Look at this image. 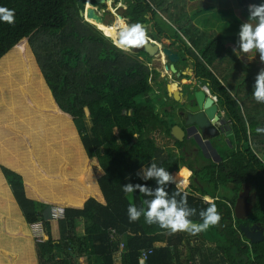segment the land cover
<instances>
[{
	"label": "trees",
	"instance_id": "obj_1",
	"mask_svg": "<svg viewBox=\"0 0 264 264\" xmlns=\"http://www.w3.org/2000/svg\"><path fill=\"white\" fill-rule=\"evenodd\" d=\"M211 1L213 12L220 4L218 14L226 5L213 17L224 26L255 2ZM206 2L191 3L189 14L177 8L170 18L166 0H128L122 15L127 24L151 22L153 39H175L228 120L226 150L198 169V180H188L182 154L162 155L153 137H172L176 122L167 108L154 107L166 94L150 84L160 73L148 66L146 53L121 50L96 22L86 21L80 14L85 0H0V8L14 12L12 23L0 19V264H76L80 257L116 264L117 254L119 264H140L148 250L145 264H264V239L251 243L240 227L264 230V133L256 131L264 128V104L252 96L261 67L248 72L241 64L229 45L239 37L233 40L230 28L218 34L193 25ZM229 7L235 12L227 16ZM160 12L175 24L171 33L159 24L166 21ZM153 160L170 173L180 171L179 191H187L188 203L175 199L191 219L215 203L219 224L192 235L169 234L143 217L130 222L122 186L154 190L155 180L142 179ZM165 190L169 198L177 191L171 184ZM151 199L137 192L132 202L141 209ZM51 206L62 207L64 217L46 220ZM36 222H43V242L31 233Z\"/></svg>",
	"mask_w": 264,
	"mask_h": 264
},
{
	"label": "clouds",
	"instance_id": "obj_2",
	"mask_svg": "<svg viewBox=\"0 0 264 264\" xmlns=\"http://www.w3.org/2000/svg\"><path fill=\"white\" fill-rule=\"evenodd\" d=\"M248 20L243 22L238 33V49L234 52L249 54L253 51L259 54L261 63H264V3H252L248 6ZM0 19L12 23L14 21V12L5 8H0ZM255 22V23H253ZM147 24V23H146ZM152 25V23H151ZM118 32L116 39L113 41L118 48L125 52H131L133 48H139L145 45L150 37L144 25L140 23L127 24L120 26V20L115 22ZM149 27V26H147ZM203 86L201 85L200 88ZM159 93V91H158ZM252 96L257 103L264 104V68H261L256 76ZM257 133H264V128H257ZM180 174L170 173L153 160L147 167H143L142 179L155 180L157 187L153 190L148 185L131 183L123 185L122 190L128 198L129 205L127 208L130 222H137L141 217L144 218L148 225H158L159 228L167 230L169 234L178 232H189L192 235L199 234L211 227L217 226L221 221V215L215 203H210L206 209L199 213V220L190 218V213L184 207L178 206L175 196H181V203H188L187 191L181 193L179 189L183 185L178 182L177 176ZM140 175V173H137ZM130 179V177H129ZM175 185L177 191L169 198L165 190L167 185ZM141 193L143 196L152 197L151 200H144L146 205L138 209L132 202L134 193ZM208 198L205 197V200Z\"/></svg>",
	"mask_w": 264,
	"mask_h": 264
},
{
	"label": "water",
	"instance_id": "obj_3",
	"mask_svg": "<svg viewBox=\"0 0 264 264\" xmlns=\"http://www.w3.org/2000/svg\"><path fill=\"white\" fill-rule=\"evenodd\" d=\"M94 2L103 5L107 3V0H94ZM89 6L93 8V11L95 10L92 3ZM80 14L83 16L82 10ZM142 25L152 28L151 24L143 23ZM110 38L113 40L111 36ZM166 41L169 43L168 45L150 38L145 45L133 48L131 52L143 51L154 63L158 62V59L164 55L168 64L167 67L172 72V77L180 78V81L173 80L171 82L168 79L169 82L166 84V91L164 92L166 94L164 100L171 99L174 102L169 105L170 112L171 114L174 113L173 119L176 122L171 127L170 135L175 140L182 142L186 137L189 140V133L192 131V140L198 144L200 149L199 141L207 140L211 144L210 140L215 139L218 143L225 142L223 135L226 133L228 124L225 115L221 114L222 108L205 94L204 87H199L193 67H189L187 71L179 67V64L187 61L180 56L177 50L171 47L170 38H165ZM164 78L167 79V77ZM184 86H187L185 92L182 90ZM175 103L179 106H174ZM240 227L244 236L251 243H257L264 239V230L259 225H241Z\"/></svg>",
	"mask_w": 264,
	"mask_h": 264
},
{
	"label": "rangeland",
	"instance_id": "obj_4",
	"mask_svg": "<svg viewBox=\"0 0 264 264\" xmlns=\"http://www.w3.org/2000/svg\"><path fill=\"white\" fill-rule=\"evenodd\" d=\"M127 1L126 0H116L115 3H114V5H112L109 2H107L108 5H109V7L104 10L105 11L104 13H100V12H96L95 10L93 11V8L90 7V6H88L91 3V0H85L83 17H84V19L86 21H89V22L95 21V22H97V24L99 25V27H101V28H99L98 25H96L98 27V29H100V30L102 29L101 31L104 33V35H106L105 32H104V28L102 27V25L115 24V22L117 21V19L119 18V16L122 17L123 12L126 9ZM167 2L170 5V7H175L177 5V0H168ZM231 2H232L231 0H227V3H231ZM225 3H226V1H225ZM254 3L261 4V3H264V0H255ZM187 4H189V0H186V5ZM209 4L212 5V1L211 0H209ZM165 5H167V3ZM224 6H225V8L224 9H221L222 12H224V11L227 10L226 9V5H224ZM180 7L181 8H184V10H185V7H184V5L181 2H179V4H178V8H180ZM189 7H191L190 4H189ZM229 9H230V12L226 14L227 16L230 15L231 13L235 12V9L233 7H229ZM240 10H238V11L235 12V15L236 16H235L234 19L231 18L230 16L225 19V22L226 23L227 22L229 23L228 26H224L225 24H220L219 21L216 22L215 19L212 18V17H210L208 19V21L206 22V24L204 26L202 24V21L204 19L194 18L193 19V23H195L196 25H198V26H200L202 28H206L207 31H211L210 29L215 26V28L213 30H216V32L218 34H223V31L228 32L231 29H234V31H230L231 38L233 39V35H234V38L236 37V35H238L241 24L243 22L247 21V20H241L239 22V17L238 16H239ZM177 11H179V10H177ZM222 12L220 14H218V16H221L222 15ZM187 13L189 14V13H192V12L191 11L190 12L188 11ZM168 14H170V13H168ZM247 14L249 16V13L248 12H247ZM165 17L168 18L166 15H164L163 18L166 19ZM148 24H151V22H149ZM159 24H163L164 25V30L167 31V33H171V28L169 27V25H170L169 23H167L166 21H163V22H160L159 21ZM166 24L167 25L169 24V25L167 26ZM173 24H172V26H173ZM174 26H175V24H174ZM229 28H230V30H229ZM149 35H150V33H149ZM179 35L181 36L180 33H179ZM106 36L107 37H110L108 35H106ZM149 37L150 38H153L152 36H149ZM182 37L186 38V36L183 35V34H182ZM154 40L160 41V40H157V39H154ZM238 40L239 39H236L234 41L235 44L233 42L231 44H229L230 47L232 48L231 49L232 51H233L234 48H237V51H239V49H238ZM113 41H114V39H113ZM162 43L168 45V43H166L164 41V38H163ZM174 43H176V42H174ZM173 45L176 46L175 44H173ZM235 53H236L238 59H240L241 64H243V65L246 66V69H247L248 72L250 71V69H251L252 66H256V65H259L260 66L261 65V67L264 68V63H261L260 60H258L259 62H257L256 56L259 57V54L256 53L255 51H253V52H251L249 54H243V53H239V52H235ZM252 57H254V59L256 61H254V59ZM140 58L146 59V57L143 58V55ZM190 60H192V59L189 57V61ZM187 65H188L187 62L185 64L183 63V67H185ZM148 66L151 67V68H155L159 72V70L156 67V63H154L153 61H150L149 64H148ZM183 67L180 66L181 69H183ZM161 75L162 74L160 73V75L157 77L156 80L150 81V84H151L152 88L155 90V92L156 91H159V89L157 87L158 86L159 79L164 80V83L163 84L168 83L169 81L171 82V79L168 81V79L161 78ZM163 84L161 85V89L162 90H164L165 85H166V84L165 85H163ZM159 92H161V91H159ZM170 104H171V102H169V105ZM158 105H159V102L156 101L154 107H155V109H156L157 112H162L164 109H166V108H161ZM174 106H179V105L177 103H175ZM172 116H174V113H172ZM87 125L90 126L91 125V122L90 121H87ZM153 137L155 138V140L157 142V145L161 149L162 155H166L167 152H169V151H172V152L176 153L177 146L175 145L174 139H172L170 137H167L165 135H160L158 133H154L153 134ZM184 139H185L184 142H186L187 145L189 144V163H187L188 165L185 166L186 169H187V173L188 174H189V165L192 166L193 171H195V170L198 171V169H200L201 167L206 166V165H210L212 162L218 160V157H217L218 155L215 156L213 149L209 145L206 146L205 144L202 143V146L204 147V149H206L205 151H203V148L202 147H201V150L199 148H197L198 146H196V144H195V142L193 140H190V139L188 140L187 137L184 138ZM225 141H227V140H225ZM210 142H211V144L213 146H215L217 148L218 151H222L223 149L226 150L225 147H224V144L218 143L215 139L210 140ZM192 149H195V150L194 151H191ZM205 153L207 155L211 154V155H213V157L209 158V160H206L204 158V156H206ZM182 156H183V154H182ZM206 157H208V156H206ZM183 158H184V156H183ZM182 169L184 170V168H182ZM198 176H202L201 173H200V170L197 173L196 172H192L189 175V179L188 180H192V179L193 180H195V179L198 180V178H199ZM185 177H186V179L188 178L187 175H185ZM223 191H226V193H227V190L226 189H223ZM82 224H83V221L80 220L79 221V227H78L79 234H83V225ZM116 262H118V258H116ZM76 264H88V261H87L86 258H81L80 257V258H78Z\"/></svg>",
	"mask_w": 264,
	"mask_h": 264
},
{
	"label": "crops",
	"instance_id": "obj_5",
	"mask_svg": "<svg viewBox=\"0 0 264 264\" xmlns=\"http://www.w3.org/2000/svg\"><path fill=\"white\" fill-rule=\"evenodd\" d=\"M116 1V0H115ZM168 0H166V3H167V5H165V7L164 8H166L167 9V12L168 13H170V14H168L167 12H166V14H168L169 15V17L171 18L172 17V14H173V12H175V11H177L178 9V4H179V1H177V7L175 6V7H170V5L168 4V2H167ZM200 2V0H189V4H191V3H196V2ZM107 2H108V0H107ZM208 2H209V0H207V2L205 3V5L207 6L208 5ZM183 5H184V7H185V10L188 12L189 11V4H187L186 5V0H182V2H181ZM216 3V6L213 8V10L214 9H216L214 12L210 9V8H208V6H207V9H204V10H202L201 12L199 11L197 14H196V16L194 17V18H200V19H204L203 21H202V24H203V26L206 24V22L208 21V19L210 18V17H214V15H217L218 14V9H219V6H220V4L218 3V2H215ZM159 15H161L162 17H164V14L162 13V12H160L159 13ZM239 22L241 21V20H248V14L246 13V15L245 16H243L242 14H239ZM120 18H122L123 19V17H121L120 16ZM166 18V17H165ZM193 18V19H194ZM193 19L191 20L192 21V23H193ZM124 20V19H123ZM164 20H166V22L167 23H169L171 26H172V24L173 23H171L172 21L170 20V19H168V18H166V19H164ZM125 21V20H124ZM126 23V22H125ZM168 24V25H169ZM195 26H198V25H196L195 23H193ZM173 27H174V24H173ZM198 27H200V26H198ZM212 28H215V26L214 27H212ZM201 29H203L202 27H201ZM204 30H206V28H204ZM231 31H234V29H231ZM182 35V34H181ZM182 38H184V37H182ZM152 39V38H151ZM186 41H188V39H186V38H184ZM163 40H161V42H162ZM164 41H165V38H164ZM175 42V39H171V43H170V45H171V47L174 49V50H177L178 52H179V54H180V56L182 55V54H186L183 50H181V48L179 47V43H174ZM166 43H167V41H166ZM188 44H189V41L187 42ZM169 44V43H168ZM173 44H175L176 46H174ZM164 45H166V44H164ZM253 59H254V57H252ZM256 60H257V62H259L258 60H260V58L258 57V56H256ZM255 59H254V61H256ZM190 63H189V65H191L190 67H193L192 66V62L191 61H189ZM261 62V61H260ZM257 66H259V65H257ZM260 67H261V65H260ZM262 68V67H261ZM187 71V70H186ZM162 78V77H161ZM190 79H192V78H190ZM161 79H159V81H158V89H160L159 91H161V92H159V93H164L165 92V90H162L161 89ZM197 84L198 85H200L201 86V84H199V82L197 81ZM199 86V87H200ZM163 102H165V104L166 105H164L163 104ZM169 102H171V99H168V101H165L164 100V98L162 97V101H160L159 102V105L158 106H160L161 108H167V110H169L170 111V108H168V106H167V104L169 103ZM171 113V112H170ZM221 114H223L222 113V111H221ZM224 115V114H223ZM227 123H228V120H227ZM227 128H228V126H227ZM226 137V138H225ZM170 138H172V139H174L173 137H170ZM190 139V138H189ZM223 139L224 140H227V132L223 135ZM190 140H192V139H190ZM176 141L177 140H175L174 139V142H175V145L177 146V144H176ZM184 141H185V139H184ZM200 142H202L203 144H205L206 146L207 145H209L210 143H209V141H207V140H203V141H200ZM200 142H199V144H200ZM209 143V144H208ZM196 144V143H195ZM220 144H224V142L223 143H220ZM201 145V144H200ZM196 146H198V144H196ZM212 149H213V151H214V154H215V156L217 155V153H218V150H217V148L215 147V146H213L212 144L211 145H209ZM194 148V147H193ZM197 148H199V147H197ZM200 149V148H199ZM195 149H192L191 151H194ZM201 150V149H200ZM206 149H203V151H205ZM190 151V152H191ZM176 153H180V154H183V156H184V158H185V164H183L182 165V167H181V171L182 172H185L186 173V175L188 176V178L187 179H189V175L192 173V172H194L193 170H189V174L187 173V169H186V165H188L187 163H189V144L187 145L186 144V142H185V146L182 148V149H180V148H178L177 147V151H176ZM205 155L206 156H208V157H206V156H204V158L206 159V160H209V158H211V157H213V155H211V154H209V155H207L206 153H205ZM190 166V165H189ZM182 168H184V170L182 169ZM31 233H32V231H31ZM33 235V234H32ZM117 258H118V262H116V264H119V261H120V255L119 254H117Z\"/></svg>",
	"mask_w": 264,
	"mask_h": 264
},
{
	"label": "built area",
	"instance_id": "obj_6",
	"mask_svg": "<svg viewBox=\"0 0 264 264\" xmlns=\"http://www.w3.org/2000/svg\"><path fill=\"white\" fill-rule=\"evenodd\" d=\"M203 87H204L205 94L207 96H210L213 99L214 103L219 104L218 103V97L215 95H212L206 86H203ZM263 160H264V155H263ZM45 217H46V220L61 219L64 217V209L62 207H58V206L48 207V209L46 210V213H45ZM30 228H31L33 237L35 238L36 242H43L47 239V236H46L45 230H44L43 222H36L34 224H31ZM150 253H151L150 250L144 251L142 253V256L140 259V264H145V262L148 258V255Z\"/></svg>",
	"mask_w": 264,
	"mask_h": 264
},
{
	"label": "bare ground",
	"instance_id": "obj_7",
	"mask_svg": "<svg viewBox=\"0 0 264 264\" xmlns=\"http://www.w3.org/2000/svg\"><path fill=\"white\" fill-rule=\"evenodd\" d=\"M117 20H120V26L122 27L124 25L125 21L122 18H120V16ZM93 22H95V21H93ZM102 27L104 28V32L106 35L111 36L114 40L116 39V33L118 32V29H117V27H115V24L102 25ZM159 60H161V61L159 62ZM167 66H168V64L166 63L165 56L162 55L160 57V59H158V62L156 61V67L159 70V72L162 74L161 75L162 78L167 77L169 80L171 79V81H173L172 72L170 71V69Z\"/></svg>",
	"mask_w": 264,
	"mask_h": 264
},
{
	"label": "flooded vegetation",
	"instance_id": "obj_8",
	"mask_svg": "<svg viewBox=\"0 0 264 264\" xmlns=\"http://www.w3.org/2000/svg\"><path fill=\"white\" fill-rule=\"evenodd\" d=\"M108 2L110 3V4H112V5H114V3H115V1L114 0H108ZM109 7V5H108V3H106V4H103L102 6H100V8H96L95 6H94V8H95V11L96 12H100V13H104L105 11V9H107ZM107 11V10H106ZM108 12V11H107ZM148 29H147V31H148V35H149V33H150V35L149 36H152V34H154L153 33V29L152 28H149V27H147ZM153 39V38H152ZM154 40V39H153ZM157 40H160V42H161V40H163V38H160V39H157ZM181 57H183V58H185L186 59V61H187V63H188V65L187 66H185V67H183V63H181V64H179V67L180 66H182L183 67V70H188L189 69V67L191 66V65H189V56L187 55V54H182L181 55ZM151 61V60H150ZM191 62H192V60H190ZM186 62H184V64H185ZM193 63V62H192ZM188 79H190L189 77H187ZM168 79V78H167ZM173 80H179L180 81V78L179 79H175V77H173ZM164 83V80H162L161 81V84L160 85H162ZM165 84H167V83H165ZM165 84H163V85H165ZM185 88H187V86H184V89H182L183 90V92H185ZM160 90V89H159ZM164 90L166 91V85H165V88H164ZM169 107V106H168ZM192 135H193V133H192V131L189 133V137H190V139H192ZM200 142V141H199ZM200 144H201V147L204 149V147L202 146V142H200ZM209 144V143H208ZM209 145H211V144H209Z\"/></svg>",
	"mask_w": 264,
	"mask_h": 264
}]
</instances>
